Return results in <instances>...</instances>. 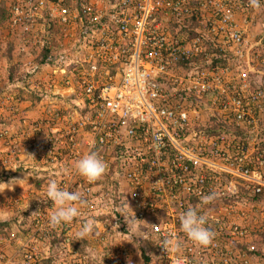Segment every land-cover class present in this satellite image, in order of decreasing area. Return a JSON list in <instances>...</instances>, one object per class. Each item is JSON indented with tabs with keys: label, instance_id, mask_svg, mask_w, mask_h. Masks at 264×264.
Instances as JSON below:
<instances>
[{
	"label": "built area",
	"instance_id": "2783aa9c",
	"mask_svg": "<svg viewBox=\"0 0 264 264\" xmlns=\"http://www.w3.org/2000/svg\"><path fill=\"white\" fill-rule=\"evenodd\" d=\"M8 8L10 31L22 34V50L31 28L46 19L41 36L32 43L50 49L46 62L53 61L56 72L66 76L73 71L77 76L87 116L55 130L60 148L54 150V159L71 166L90 147L97 151L107 162L100 180L113 175L124 184V209L129 204L136 223L147 222L160 264H232L218 248L217 232L228 228V237H244L246 227L233 222L227 226L217 216L210 217L208 226L215 235L204 247L188 240L178 220L182 211L216 191L221 182L228 193L235 192L236 178L245 182V189L264 190L260 166L248 162L244 152L233 156L221 150L222 133L208 134L206 126L194 124L188 108L191 99L227 89L228 94L220 95L222 105L229 97L237 118L246 114L249 126L248 116L263 110L262 91L246 96L245 84L237 91L235 78H224L227 65L213 64L220 58L217 53L209 60L201 57L208 45L221 51L246 45L231 11L217 0H13ZM192 18L200 23L189 29L194 35H172L169 22ZM72 36L69 50L66 44ZM68 59L72 68L66 67ZM68 184L61 187L73 191ZM77 187L89 201L85 210L93 209V184L84 179ZM169 235L182 242L179 253L161 245ZM246 247L242 264H249L247 252L256 250L253 244ZM117 252V263L123 264L126 250Z\"/></svg>",
	"mask_w": 264,
	"mask_h": 264
},
{
	"label": "rangeland",
	"instance_id": "374dc122",
	"mask_svg": "<svg viewBox=\"0 0 264 264\" xmlns=\"http://www.w3.org/2000/svg\"><path fill=\"white\" fill-rule=\"evenodd\" d=\"M12 1L0 0V7L7 11L6 17L0 18V191H3L0 192V264H118L116 252L119 248L126 250L123 264L129 261L143 264V252L149 255L150 264H160L158 258L152 256L155 251L146 229L147 222L136 223L137 235L146 239L134 236L127 229L121 214L126 202L125 186L113 175H108L101 183H92L93 209L84 208L81 216L70 224L56 229L47 226L48 214L55 207L45 195L48 180L55 179L60 186L71 183V190H79L77 182H84L79 175L69 173L68 162L54 159V150L60 148L54 132L70 122L77 124L87 114L82 97L78 95L77 76L73 71L66 76L56 72L53 61L44 63L42 60L43 46L32 43L41 36L46 19L31 28L32 36H27L30 41L24 50L21 49L22 34L19 30L10 31L7 20ZM217 1L233 14L234 24L246 39V45L241 49L230 45L222 51L216 64L227 65L228 73L223 74L224 78H235L237 91L245 84L243 93L246 96L256 91L264 94V0H260L258 8L251 7L249 0ZM168 25L172 35L180 37L200 23L192 18L181 22L172 20ZM179 26L182 31L178 34L175 32ZM16 29L20 27L17 25ZM73 41L74 36L69 42L66 40L67 49H72ZM204 54L203 59L211 58L210 52ZM69 59L66 67L72 68ZM213 62L216 61L213 59ZM202 66L207 67V64L203 62ZM221 94H228L227 89L189 100L191 121L207 128L213 124L233 125L237 133L229 131L227 134L223 126L219 134L223 141L218 139L220 149L235 156L231 149L235 150L240 141L246 143L248 140L244 150L248 162L264 171V97L263 110L248 116L252 124L249 126L246 114L237 118L229 97H225L227 105H222ZM87 127L80 131L81 139ZM259 147L261 150L257 152ZM242 183L245 184L235 179L234 193L224 189V182L218 184L215 188L218 198L203 205L202 211L209 217L217 216L227 226L233 222L247 228L244 237L237 234L234 238L228 237V228L217 232L218 248L232 264H242L241 254L251 244L256 250L247 252L249 264H264V190L257 193L252 188L245 189ZM82 216L85 217L82 219ZM86 218L95 219L99 235L75 240L74 234ZM207 259L211 263V259Z\"/></svg>",
	"mask_w": 264,
	"mask_h": 264
},
{
	"label": "clouds",
	"instance_id": "9594fccd",
	"mask_svg": "<svg viewBox=\"0 0 264 264\" xmlns=\"http://www.w3.org/2000/svg\"><path fill=\"white\" fill-rule=\"evenodd\" d=\"M249 4L253 8H258L260 7V0H249ZM106 169L107 162L97 151L90 147L88 151L75 160L69 169V173L79 175L87 182L94 183L105 174ZM45 195L55 206L54 210L48 214L47 226L50 229H56L62 225L72 223L74 219L81 216L82 210L89 205V201L83 192L62 188L55 179L48 180ZM217 198L218 193L215 191L203 195L199 203L190 205L178 216L180 230L186 235L188 240L196 245L206 247L214 239L215 233L208 226L210 217L202 211V206L210 204ZM133 212L129 204L128 209L122 210L121 214L127 223V229L134 236L146 239L143 235H137V217L132 215ZM98 228L99 225L95 219L88 218L81 223L74 234V239L84 240L93 234L99 235ZM161 245L166 251L172 250L177 253L181 251L183 246L182 242L176 239L174 235L165 237ZM129 264H131V261H129Z\"/></svg>",
	"mask_w": 264,
	"mask_h": 264
},
{
	"label": "trees",
	"instance_id": "16d2710c",
	"mask_svg": "<svg viewBox=\"0 0 264 264\" xmlns=\"http://www.w3.org/2000/svg\"><path fill=\"white\" fill-rule=\"evenodd\" d=\"M6 12H7V11H6L4 8H1V7H0V18L3 17L2 19H4V18L6 17V14H7ZM183 30H186V29L184 28ZM188 34H189V36H192V35H194V31H192V30H188ZM206 51L210 52L211 54H212V53H217V54L219 55V57H221V53H222V51H221V50H214V49H211V48H210V45L207 46ZM49 53H50V49L44 47V48H43V53H42V60L44 61V63L47 61V56H48ZM219 59H221V58H216V59H214L216 62H213V64H216L217 61H218ZM185 65H188V64H185ZM84 111H85V109H84ZM235 124H236V123H235ZM223 126H224V124H223V125H221V124L214 125V124H213V125L209 126L208 128H206V129H207V133H208V134L222 133ZM247 126H248V125H247ZM224 127L226 128V129H225V133H227V134H228V133L230 134L229 131H231L232 133H237V131H238L237 128H234L233 125L230 126V124H229V125H226V124H225ZM247 129L249 130V126L247 127ZM220 130H221V132H220ZM239 131H241V129H240ZM242 131H243V130H242ZM239 145L241 146V148H240ZM247 145H248V140L246 141V143H241V141H240V142L238 143V145L236 146L235 150L231 149V150H232V153H233V154H241V152H244V150H246V146H247ZM262 146H264V144H262ZM234 147H235V145H234ZM260 150H261V148L259 147V149H258L257 152H259ZM262 151H264V148H263ZM263 175H264V171H263ZM115 178H116V177H115ZM97 181H98L97 183H101V182H102L100 179H98ZM255 196H257V194H255L254 197H255ZM143 261H144L143 264H150V261H149V255H148V254L146 255L145 252H143Z\"/></svg>",
	"mask_w": 264,
	"mask_h": 264
},
{
	"label": "crops",
	"instance_id": "0c3cea01",
	"mask_svg": "<svg viewBox=\"0 0 264 264\" xmlns=\"http://www.w3.org/2000/svg\"><path fill=\"white\" fill-rule=\"evenodd\" d=\"M152 256H153V258H154V253H152ZM153 260V259H152ZM155 260V259H154Z\"/></svg>",
	"mask_w": 264,
	"mask_h": 264
}]
</instances>
